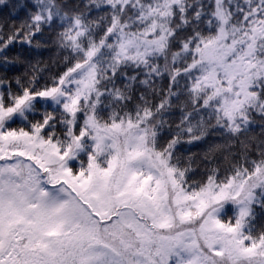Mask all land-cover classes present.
I'll return each mask as SVG.
<instances>
[{
    "label": "snow or ice",
    "instance_id": "obj_1",
    "mask_svg": "<svg viewBox=\"0 0 264 264\" xmlns=\"http://www.w3.org/2000/svg\"><path fill=\"white\" fill-rule=\"evenodd\" d=\"M0 264H264V0H0Z\"/></svg>",
    "mask_w": 264,
    "mask_h": 264
}]
</instances>
